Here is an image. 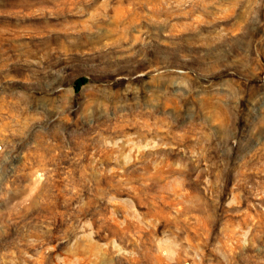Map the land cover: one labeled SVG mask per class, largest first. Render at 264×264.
Wrapping results in <instances>:
<instances>
[{"label": "rangeland", "instance_id": "rangeland-1", "mask_svg": "<svg viewBox=\"0 0 264 264\" xmlns=\"http://www.w3.org/2000/svg\"><path fill=\"white\" fill-rule=\"evenodd\" d=\"M0 264H264V0H0Z\"/></svg>", "mask_w": 264, "mask_h": 264}, {"label": "trees", "instance_id": "trees-1", "mask_svg": "<svg viewBox=\"0 0 264 264\" xmlns=\"http://www.w3.org/2000/svg\"><path fill=\"white\" fill-rule=\"evenodd\" d=\"M78 88H80V82L77 84V91L79 90Z\"/></svg>", "mask_w": 264, "mask_h": 264}]
</instances>
